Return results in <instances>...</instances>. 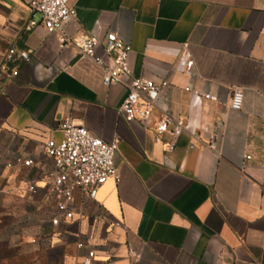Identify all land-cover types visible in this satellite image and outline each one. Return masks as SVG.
Masks as SVG:
<instances>
[{
    "label": "crops",
    "instance_id": "obj_1",
    "mask_svg": "<svg viewBox=\"0 0 264 264\" xmlns=\"http://www.w3.org/2000/svg\"><path fill=\"white\" fill-rule=\"evenodd\" d=\"M70 6L66 36L114 32L132 47L136 77L171 87L148 124L126 122L123 85L104 86L103 70L76 48L62 49L22 0H0V65L11 48L32 57L0 82V242L28 264H86L89 252L91 264H264V0ZM185 55L190 73L179 69ZM235 89L244 93L240 111L230 107ZM163 112L193 127L172 151L170 134L156 140ZM65 119L118 141L120 179L95 200L77 192L74 220L61 229L50 224L56 202L44 148L63 139ZM17 155L34 164L7 168Z\"/></svg>",
    "mask_w": 264,
    "mask_h": 264
},
{
    "label": "built area",
    "instance_id": "obj_2",
    "mask_svg": "<svg viewBox=\"0 0 264 264\" xmlns=\"http://www.w3.org/2000/svg\"><path fill=\"white\" fill-rule=\"evenodd\" d=\"M71 0H22L34 13L41 15V24L49 33L60 36L61 48L74 47L80 58L89 59L103 70L102 83L106 87L123 85L127 89L119 112L128 123L139 121L148 124L155 117L158 102L165 91L171 87L167 80L156 82L151 79L138 78L134 75L130 65L132 47L120 39L116 33L108 32L103 36L89 35L73 40L63 33L64 27L74 16L70 6ZM32 22V26H36ZM31 55L25 50L11 48L0 65V82L14 79L19 75L17 65L30 63ZM179 69L190 73V58L185 55L179 60ZM186 91H190L189 88ZM206 100H215L210 95H203ZM202 97L194 95L193 107L200 105ZM244 104V93L235 89L232 94L230 107L240 111ZM63 139L60 142L50 140L45 148V156L52 161L49 172V192L56 202V212L50 224L55 228L69 225L75 216V195L80 192L84 197L95 200L99 190L110 180L119 181L120 177L116 165L118 141L108 143L95 136L86 127L76 125L71 119H65L60 124ZM156 140L163 135L170 134L173 142L168 145V151L174 149L175 141L185 131L193 133V127L182 119H175L170 113L163 112L156 127ZM250 159L251 157H246ZM33 160H26L17 155L6 167H31ZM28 191L32 196L39 193L35 182H31ZM85 247L83 241L77 242V248ZM94 252H89L86 264H91Z\"/></svg>",
    "mask_w": 264,
    "mask_h": 264
},
{
    "label": "rangeland",
    "instance_id": "obj_3",
    "mask_svg": "<svg viewBox=\"0 0 264 264\" xmlns=\"http://www.w3.org/2000/svg\"><path fill=\"white\" fill-rule=\"evenodd\" d=\"M17 255L16 251L8 246L0 249V264H28L23 256Z\"/></svg>",
    "mask_w": 264,
    "mask_h": 264
},
{
    "label": "trees",
    "instance_id": "obj_4",
    "mask_svg": "<svg viewBox=\"0 0 264 264\" xmlns=\"http://www.w3.org/2000/svg\"><path fill=\"white\" fill-rule=\"evenodd\" d=\"M6 246H8V245L5 244V243L0 242V249L4 248V247H6Z\"/></svg>",
    "mask_w": 264,
    "mask_h": 264
}]
</instances>
